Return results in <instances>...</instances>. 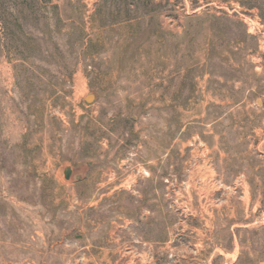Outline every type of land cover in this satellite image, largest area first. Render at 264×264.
<instances>
[{
  "label": "rangeland",
  "instance_id": "obj_1",
  "mask_svg": "<svg viewBox=\"0 0 264 264\" xmlns=\"http://www.w3.org/2000/svg\"><path fill=\"white\" fill-rule=\"evenodd\" d=\"M0 264H264V0H0Z\"/></svg>",
  "mask_w": 264,
  "mask_h": 264
},
{
  "label": "water",
  "instance_id": "obj_2",
  "mask_svg": "<svg viewBox=\"0 0 264 264\" xmlns=\"http://www.w3.org/2000/svg\"><path fill=\"white\" fill-rule=\"evenodd\" d=\"M94 97H95V94H89V95L86 97V100H87V101H91V100H93ZM71 174H72V169H71V167H67V168L65 169V175H66L67 178H68V177L71 176ZM78 178H79V177H78Z\"/></svg>",
  "mask_w": 264,
  "mask_h": 264
}]
</instances>
